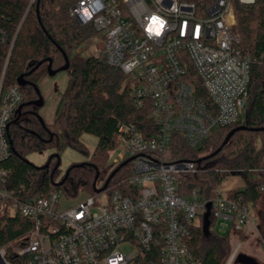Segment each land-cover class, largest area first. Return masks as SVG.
Masks as SVG:
<instances>
[{"label": "built area", "instance_id": "1", "mask_svg": "<svg viewBox=\"0 0 264 264\" xmlns=\"http://www.w3.org/2000/svg\"><path fill=\"white\" fill-rule=\"evenodd\" d=\"M256 1L214 0L202 11L182 0L73 3L72 18L96 33L94 57L128 77L134 107L147 110L157 126L147 139L133 123L121 124L117 149L132 159L124 167L130 165L129 175L102 192H82L81 199L63 191L29 199L12 188L11 170L5 166L12 156L9 130L24 94L19 86L3 91L5 66L0 82V201L12 215L31 223L13 248L16 255L26 257L28 264H196L188 243L208 205L213 233L217 228L231 238L242 231L245 238L257 231L264 251L249 206L224 197L221 187L213 199L197 189L180 196V177L198 173L197 163L164 157L175 135L198 151L218 129L245 121L251 67L264 64V52L252 58L242 51L236 4ZM3 38L0 31V43ZM243 240L227 264L241 253ZM0 264H11L6 249H0Z\"/></svg>", "mask_w": 264, "mask_h": 264}, {"label": "trees", "instance_id": "2", "mask_svg": "<svg viewBox=\"0 0 264 264\" xmlns=\"http://www.w3.org/2000/svg\"><path fill=\"white\" fill-rule=\"evenodd\" d=\"M75 1L0 0V31L4 36L0 43V82L7 65L3 91L19 86L24 94L21 117L17 120L18 114H15L11 120L12 156L5 166L11 170L12 188L29 199L63 190L72 198L77 197L80 191L93 195L94 184L108 171L104 168L108 153L118 148L120 125L133 123L147 139L151 138L150 132L157 131L149 112L134 107L132 83L128 77L96 57H84L78 52L81 46L96 37V33L91 27H81L72 18L70 9ZM182 1L195 3L202 11L214 0ZM236 15L240 47L245 54L256 58L264 52V0H257L251 6L236 4ZM64 54L70 61L71 80L55 122L49 125L40 117L38 108L29 103L38 99L34 85L38 87L39 77L48 68L46 60H52V67L57 70L66 64ZM40 62L43 64L26 77L29 84L20 86L19 77L32 71ZM242 126L247 129L237 131L223 146L227 136ZM262 128L264 64L254 62L245 121L218 129L205 142V157L199 158L196 150L191 149L181 135L174 136L173 144L164 157L168 162L192 160L197 163L198 173L180 177V196L187 197L197 189L205 199H213L225 181L240 177L244 182L243 188L231 191L229 198L253 208L257 229L264 238V131H256ZM83 135L98 139L92 160L72 165L63 186L55 185L60 167L58 153L49 158L48 169L37 168L27 162V155L55 149L60 140L67 147L88 154L81 142ZM222 146L220 153L211 157ZM129 168L130 165L123 167L110 185L129 175ZM23 187L25 192L21 191ZM209 221L208 233L204 229L205 218L199 228L192 230L189 250L196 264H226L232 252L231 238L213 233L212 218L209 217ZM30 230L29 221L18 213L12 215L0 201V249H6L11 264H28L26 257L16 255L13 248L21 244ZM233 264L264 263L239 254Z\"/></svg>", "mask_w": 264, "mask_h": 264}, {"label": "rangeland", "instance_id": "3", "mask_svg": "<svg viewBox=\"0 0 264 264\" xmlns=\"http://www.w3.org/2000/svg\"><path fill=\"white\" fill-rule=\"evenodd\" d=\"M97 40V37H95L90 41L86 42L83 46L78 49V52L81 53L84 57L94 56L97 47ZM70 80L71 72L69 70L60 72L55 76H50L48 74V70L46 69L45 72L42 73V75L39 77L38 88L44 99V103L42 107L38 108V112L40 117L45 121V123L51 125L55 122L58 111L62 104L63 95L70 83ZM81 142L86 146L88 154H83L75 149L67 147L65 143L60 140L55 149L45 150L39 153H31L27 155L26 159L30 163L34 164L36 167H43L48 163V160L51 156L58 153L61 160V164L59 167V171L56 174L57 176L55 181L56 183H58L63 179L66 172L72 165L86 164L92 160L93 154L98 144V139L91 135H83L81 138ZM196 152L199 154V158L205 157L207 155V152L200 148ZM128 158L129 154L122 151L121 149H116L109 152L104 165V168L108 171L106 172L105 176H103L102 174L98 182H96V188L101 189L102 187H104L105 183L107 182V179L113 173V171ZM114 183L115 182H113L111 185H113ZM243 183L244 182L240 177H232L225 181L221 185L220 189L224 191V197L229 198V193L225 192L228 186H237ZM238 189L241 188L236 187L233 191ZM64 193L65 195H67L66 191H64ZM84 193L88 194L86 191H84ZM81 195L82 191H80L78 199L84 197V195ZM250 209L251 215L255 218L256 214L253 208L250 207ZM214 231L218 235L222 236V233L217 228ZM243 238L244 232L242 231L234 232L231 235V254L233 253V250L237 247L238 242L243 240ZM129 250H132V248H129ZM240 254L249 255L251 257L257 258L258 260L264 263V251L261 248L260 239L258 237L257 231L252 230L245 236L243 240V248Z\"/></svg>", "mask_w": 264, "mask_h": 264}, {"label": "water", "instance_id": "4", "mask_svg": "<svg viewBox=\"0 0 264 264\" xmlns=\"http://www.w3.org/2000/svg\"><path fill=\"white\" fill-rule=\"evenodd\" d=\"M65 56V62L66 64L60 68V69H57V70H54L53 67H52V60H46L48 62V74L50 76H55L57 75L58 73L60 72H64V71H68L69 68H70V61L67 57L66 54H64ZM43 64V62H40L38 63V65H36V67L34 69H32V71H30L29 73L25 74V75H22L19 77L18 79V84L22 87L24 86H27L29 84V82L26 80V77L31 75L33 72H35L41 65ZM34 88L38 94V99L36 101H33V102H30L29 105L30 106H35L37 108L39 107H42L43 103H44V99L40 93V90L39 88L34 85ZM24 108V105H22L19 110H18V117H17V120L21 117V113H22V109ZM247 128L242 126V127H239L235 130H233L228 136L227 138L225 139L224 143H223V146H225L229 140L231 139V137L237 132V131H241V130H246ZM256 131H264V128L262 129H256ZM223 146L221 148H219L213 155H211V157H214L216 156L218 153H220V151L222 150ZM60 159V158H59ZM132 159H128L126 161H124L121 165H119L118 168H116L113 173L110 175L108 181L105 183L104 187H102L101 189H97L96 188V183L94 184V190L96 193H99V192H102L104 190H106V188L108 187L109 183L111 182V180L118 174V172L123 168L125 167L129 162H131ZM28 163H30L29 161H27ZM32 164V163H31ZM60 165V160H59V164L58 166ZM37 168H44V169H48L49 168V163H47L45 166L43 167H37ZM69 172L70 171H67L66 174H65V177L62 181L58 182V183H55L56 186H63V184L66 182V180L68 179V176H69ZM99 178V173L97 174L96 176V181L98 180ZM210 208H211V205H208V212L207 214L205 215V224H204V229L205 231L208 233L209 231V228H210V221H209V217H210Z\"/></svg>", "mask_w": 264, "mask_h": 264}, {"label": "crops", "instance_id": "5", "mask_svg": "<svg viewBox=\"0 0 264 264\" xmlns=\"http://www.w3.org/2000/svg\"><path fill=\"white\" fill-rule=\"evenodd\" d=\"M244 186V183L243 184H240V185H237V186H228V188L225 190L226 192L230 193L231 191H233L236 187L238 188H243Z\"/></svg>", "mask_w": 264, "mask_h": 264}, {"label": "flooded vegetation", "instance_id": "6", "mask_svg": "<svg viewBox=\"0 0 264 264\" xmlns=\"http://www.w3.org/2000/svg\"><path fill=\"white\" fill-rule=\"evenodd\" d=\"M36 101V100H35ZM33 107H35V106H33ZM37 108V107H36Z\"/></svg>", "mask_w": 264, "mask_h": 264}]
</instances>
